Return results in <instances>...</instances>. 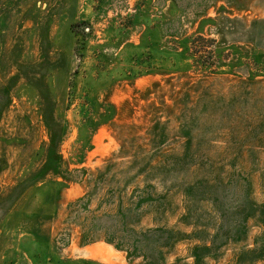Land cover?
Instances as JSON below:
<instances>
[{"label": "rangeland", "instance_id": "rangeland-1", "mask_svg": "<svg viewBox=\"0 0 264 264\" xmlns=\"http://www.w3.org/2000/svg\"><path fill=\"white\" fill-rule=\"evenodd\" d=\"M0 264H264V0H0Z\"/></svg>", "mask_w": 264, "mask_h": 264}]
</instances>
